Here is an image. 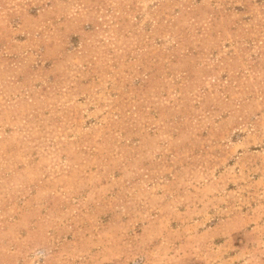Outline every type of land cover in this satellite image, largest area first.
I'll list each match as a JSON object with an SVG mask.
<instances>
[{
  "label": "rangeland",
  "instance_id": "1",
  "mask_svg": "<svg viewBox=\"0 0 264 264\" xmlns=\"http://www.w3.org/2000/svg\"><path fill=\"white\" fill-rule=\"evenodd\" d=\"M0 264H264V0H0Z\"/></svg>",
  "mask_w": 264,
  "mask_h": 264
}]
</instances>
